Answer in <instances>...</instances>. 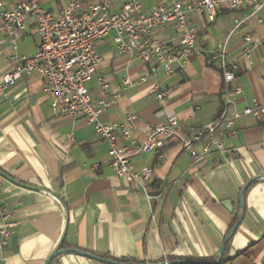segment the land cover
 Wrapping results in <instances>:
<instances>
[{
	"label": "crops",
	"instance_id": "obj_1",
	"mask_svg": "<svg viewBox=\"0 0 264 264\" xmlns=\"http://www.w3.org/2000/svg\"><path fill=\"white\" fill-rule=\"evenodd\" d=\"M16 1L0 0L5 10L13 9ZM71 1L40 0L52 14L61 13ZM79 1L86 7L99 0ZM128 1L120 0L114 10ZM181 1L192 6L199 2ZM142 5V14H150L157 6L171 5V0H142ZM188 20L198 30L197 54L185 68L176 65L172 74L160 72L136 88L123 89V79L140 80L149 74L147 66L139 58L120 56L112 36L96 42L103 61L87 84L91 97L122 94L100 115L101 122L122 124L128 116H137L131 132L137 142L144 140L146 125L159 126L169 117L178 118L189 133L209 124L224 104L222 75L210 55L227 39L229 60L239 63L233 83L243 90L236 97L238 109L244 110L254 99L264 103V10L252 16L248 7L239 11L223 7L213 23L197 11L189 13ZM237 21L243 23L235 29ZM152 35L173 49L179 46L181 35L172 23ZM247 35L261 42L253 52V66L241 58ZM40 44L36 23L29 20L19 53L33 57ZM12 56L0 34V78L11 69ZM43 85V78L33 74L0 93V210L18 223L2 264H46L66 228L60 250L67 252L52 264H106L85 252L112 258L116 264H259L264 259V118L237 120L239 135L226 140L227 153L203 162H195L177 143L134 156L135 168L154 172L146 193L140 184L114 174L109 143L85 118L52 113ZM155 85L170 90L163 100L152 93ZM130 141L121 139L119 144ZM250 182L243 195L244 218L218 262L226 237L240 221L241 193ZM163 188L160 202L149 200Z\"/></svg>",
	"mask_w": 264,
	"mask_h": 264
},
{
	"label": "built area",
	"instance_id": "obj_2",
	"mask_svg": "<svg viewBox=\"0 0 264 264\" xmlns=\"http://www.w3.org/2000/svg\"><path fill=\"white\" fill-rule=\"evenodd\" d=\"M119 1L99 0L84 7L79 0H72L59 14L43 9L40 0H17L11 10L3 9L0 2V34L5 36L13 50V65L0 78V93L15 86L24 77L33 74L41 76L44 80L43 93L51 100L52 113L58 117L85 118L94 126L95 134L109 143L108 155L114 174L128 183L140 184L147 193L154 177L153 169L135 168L132 164L134 156L163 150L171 143L179 144L182 151L197 163L213 155H225L226 140L236 139L239 135L235 122L243 117L264 118V103L254 99L252 105L242 111L238 109L236 97L243 90L233 87V83L237 78L239 63L229 60L227 39L210 55V61L222 75L224 104L219 116L190 133L178 118L169 117L159 126L146 125L143 128L144 140L137 142L131 137L137 116H128L122 124H105L100 120V115L116 104L122 94L116 93L109 99L99 100L91 97L87 84L103 61L96 42L112 36L120 56L129 60L139 58L147 66L149 74L140 80H132L129 76L123 79V89L136 88L160 72L172 74L176 65L185 68L190 58L197 54L198 30L189 23V13L197 11L205 14L212 23L223 7L230 11L248 7L252 10V16H258L264 10V0H199L196 6L171 0V5L157 6L150 14H142V0H129L114 10V5ZM29 20L35 21L41 38L36 54L30 58L21 55L18 50ZM171 23L181 35L176 49L152 35L156 28ZM242 23L237 21L235 29ZM244 42L241 58L253 66V52L261 42L249 35L244 37ZM99 83L107 87L103 79H99ZM169 92L161 90L158 85L152 89L159 100H163ZM121 139L131 140L130 144L120 145ZM162 158L161 154L159 159ZM163 195L164 188L156 196L148 198L160 202ZM154 219L155 211L152 214ZM17 227L13 216L0 210V264ZM145 264L151 263L146 261ZM165 264H169V261ZM259 264H264V259Z\"/></svg>",
	"mask_w": 264,
	"mask_h": 264
},
{
	"label": "water",
	"instance_id": "obj_3",
	"mask_svg": "<svg viewBox=\"0 0 264 264\" xmlns=\"http://www.w3.org/2000/svg\"><path fill=\"white\" fill-rule=\"evenodd\" d=\"M3 176L6 177L8 180H10L11 182H13V183H15V184L21 185V184H19L17 181H15V180H13V179H11V178L5 176V175H3ZM253 181H254V180H253ZM251 183H252V182L248 183V184L243 188V190H242V193H241V206H242V210H243V212H242V215H241V217H240V221L238 222V224H236V226L231 230V232H230V233L228 234V236L226 237V239H225V241H224V244H223V246H222V249H221L220 255H219V261H218V262H221L228 241H229V240L231 239V237L235 234V232H236V230H237V228H238L240 222H241V221L243 220V218H244V215H245L244 208H245V206H244V204H243V195H244V193H245L247 187H248ZM22 186H23V185H22ZM23 187L29 188V187H27V186H23ZM31 189H33V190H37V191H40L39 188H31ZM224 206H225V207L227 208V210H229L230 212L233 211L230 202H226V203H224ZM66 231H67V228H66L65 233H64V235H63V237H62V239H61V242L59 243L58 248H57V249L51 254V256L48 258L46 264H50V263L53 261V259H55L56 257H58V256H60V255H62V254H64V253L67 252V250H60V248L62 247L63 242H64V240H65ZM75 252H76V253H79V254H82V252H79V251H75ZM85 255H86V254H85ZM86 256H88L89 258H91V259H93V260H97V261H100V262H103V263H106V264H116V263H114V262H112V261H108V260H105V259H100V258H98V257H96V256H94V255H86ZM187 263H188V262H186V261L169 262V264H187ZM163 264H165V263H163Z\"/></svg>",
	"mask_w": 264,
	"mask_h": 264
},
{
	"label": "trees",
	"instance_id": "obj_4",
	"mask_svg": "<svg viewBox=\"0 0 264 264\" xmlns=\"http://www.w3.org/2000/svg\"><path fill=\"white\" fill-rule=\"evenodd\" d=\"M237 222H238V220H237ZM236 222V223H237ZM85 254L86 255H92V254H90V253H87V252H85ZM100 257V259H106V258H103V257H101V256H98V258ZM109 261H116V260H113L112 258H109ZM50 264H52V262L50 263Z\"/></svg>",
	"mask_w": 264,
	"mask_h": 264
}]
</instances>
